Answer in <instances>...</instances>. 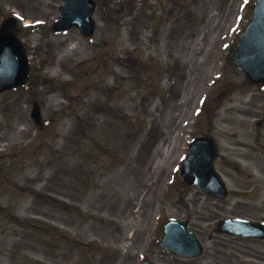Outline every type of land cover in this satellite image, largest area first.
I'll return each mask as SVG.
<instances>
[{"label": "rangeland", "instance_id": "1", "mask_svg": "<svg viewBox=\"0 0 264 264\" xmlns=\"http://www.w3.org/2000/svg\"><path fill=\"white\" fill-rule=\"evenodd\" d=\"M256 1L97 0L86 37L53 31L61 0H0L31 62L0 92V264H264V241L216 229L264 220V90L233 61ZM198 134L220 143L225 200L178 179ZM169 219L202 256L160 246Z\"/></svg>", "mask_w": 264, "mask_h": 264}, {"label": "water", "instance_id": "2", "mask_svg": "<svg viewBox=\"0 0 264 264\" xmlns=\"http://www.w3.org/2000/svg\"><path fill=\"white\" fill-rule=\"evenodd\" d=\"M94 10L93 0H64L61 8L62 15L55 23L54 29L66 30L73 24H79L86 34H91L94 31L92 19ZM10 29L11 24L6 26L1 39L0 90L22 84L29 69L23 44ZM235 59L254 80L264 79V0H259L256 5L255 17L242 35ZM33 115L39 122L41 115L37 103ZM216 155L214 140L210 137H198L191 144L189 154L180 171V177L186 183L201 187L212 195L225 197L226 187L214 168ZM221 230L264 237V224L248 220H225L221 224ZM161 243L188 256H197L202 253L201 243L193 232L187 230L186 223L181 221L172 220L166 223L165 236ZM144 264H150V262L145 261Z\"/></svg>", "mask_w": 264, "mask_h": 264}, {"label": "bare ground", "instance_id": "3", "mask_svg": "<svg viewBox=\"0 0 264 264\" xmlns=\"http://www.w3.org/2000/svg\"><path fill=\"white\" fill-rule=\"evenodd\" d=\"M74 47H75V45H73V47H72V48H74ZM60 58H61V57H60ZM54 71H55V72H57V71H56V69H55ZM54 100H55V101H54L55 103L59 102L57 98H56V99H54ZM18 132H19V131H18Z\"/></svg>", "mask_w": 264, "mask_h": 264}, {"label": "flooded vegetation", "instance_id": "4", "mask_svg": "<svg viewBox=\"0 0 264 264\" xmlns=\"http://www.w3.org/2000/svg\"><path fill=\"white\" fill-rule=\"evenodd\" d=\"M251 240H255V241H262V240H260V239H251Z\"/></svg>", "mask_w": 264, "mask_h": 264}]
</instances>
